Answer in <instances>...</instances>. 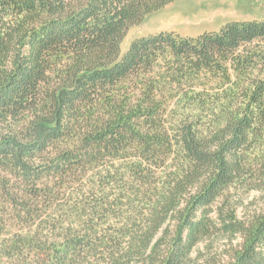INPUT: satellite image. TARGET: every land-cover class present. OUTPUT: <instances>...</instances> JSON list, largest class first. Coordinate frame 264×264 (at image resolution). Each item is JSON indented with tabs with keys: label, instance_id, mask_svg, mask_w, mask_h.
I'll return each mask as SVG.
<instances>
[{
	"label": "trees",
	"instance_id": "obj_1",
	"mask_svg": "<svg viewBox=\"0 0 264 264\" xmlns=\"http://www.w3.org/2000/svg\"><path fill=\"white\" fill-rule=\"evenodd\" d=\"M173 1L0 0V264H264V20L122 53Z\"/></svg>",
	"mask_w": 264,
	"mask_h": 264
},
{
	"label": "rangeland",
	"instance_id": "obj_2",
	"mask_svg": "<svg viewBox=\"0 0 264 264\" xmlns=\"http://www.w3.org/2000/svg\"><path fill=\"white\" fill-rule=\"evenodd\" d=\"M252 20H264V0H174L130 27L122 41L121 51L125 52L134 39L161 32L195 38L205 32H218L230 22ZM256 184L261 183L251 186L254 188ZM255 188L239 187L229 197V204L238 207L236 214L239 220L248 221L264 212V183L260 189ZM21 226L26 225L16 223L11 232L21 231ZM241 243L239 235L217 234L201 244L194 257L198 264H226ZM5 262L16 264L11 260Z\"/></svg>",
	"mask_w": 264,
	"mask_h": 264
}]
</instances>
